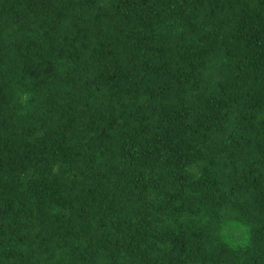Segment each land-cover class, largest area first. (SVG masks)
Returning a JSON list of instances; mask_svg holds the SVG:
<instances>
[{
    "label": "trees",
    "instance_id": "16d2710c",
    "mask_svg": "<svg viewBox=\"0 0 264 264\" xmlns=\"http://www.w3.org/2000/svg\"><path fill=\"white\" fill-rule=\"evenodd\" d=\"M0 264H264V0H0Z\"/></svg>",
    "mask_w": 264,
    "mask_h": 264
},
{
    "label": "clouds",
    "instance_id": "9594fccd",
    "mask_svg": "<svg viewBox=\"0 0 264 264\" xmlns=\"http://www.w3.org/2000/svg\"><path fill=\"white\" fill-rule=\"evenodd\" d=\"M239 243L243 244V243H244V241H243V240H241V241H239Z\"/></svg>",
    "mask_w": 264,
    "mask_h": 264
}]
</instances>
